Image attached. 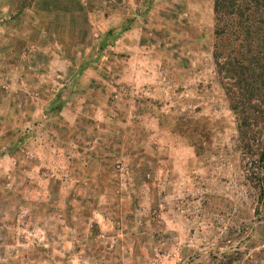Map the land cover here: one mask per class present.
<instances>
[{
    "label": "rangeland",
    "instance_id": "obj_1",
    "mask_svg": "<svg viewBox=\"0 0 264 264\" xmlns=\"http://www.w3.org/2000/svg\"><path fill=\"white\" fill-rule=\"evenodd\" d=\"M213 3L0 0V264H264V83Z\"/></svg>",
    "mask_w": 264,
    "mask_h": 264
},
{
    "label": "trees",
    "instance_id": "obj_2",
    "mask_svg": "<svg viewBox=\"0 0 264 264\" xmlns=\"http://www.w3.org/2000/svg\"><path fill=\"white\" fill-rule=\"evenodd\" d=\"M214 57L244 88L261 90L264 77V0H214ZM223 47L229 50L223 52ZM233 61L237 64H230ZM242 77V78H241Z\"/></svg>",
    "mask_w": 264,
    "mask_h": 264
}]
</instances>
